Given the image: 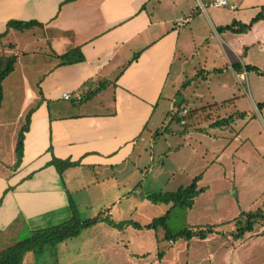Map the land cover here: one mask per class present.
Returning <instances> with one entry per match:
<instances>
[{
	"label": "crops",
	"instance_id": "obj_1",
	"mask_svg": "<svg viewBox=\"0 0 264 264\" xmlns=\"http://www.w3.org/2000/svg\"><path fill=\"white\" fill-rule=\"evenodd\" d=\"M212 1L201 0L206 5ZM230 1L236 8L229 10L238 11V3L246 9L242 15L225 21L211 8H201L199 0H0V34L6 32L11 20L44 25L22 32L11 29L0 38L1 51L10 36L40 31L38 40L34 35L29 40L42 45L41 50L25 51L19 46L23 42L7 44L17 62L3 82L0 108V243H4L5 236L13 240L22 229L33 232L71 220L75 206L69 185L84 188L81 178L85 170L100 168L117 173L120 179L141 171L138 159L142 155L137 149L147 136L151 135V144L155 142L159 127L154 117L163 102L171 101L172 111L174 103L183 100L193 115L192 103H199L202 112L209 106L217 113L230 109L227 107H231V101L219 103L222 100L213 98L211 70H227L245 89L243 78L247 81L249 76L246 66L259 68L243 60L247 48L259 45L264 51L261 20L247 33L223 31L226 48L231 52L224 50L228 62L222 68H206L211 48L207 32L214 31L221 38L220 27L234 21L248 24L244 22L249 19L246 14L251 7L257 8L250 6L255 0ZM77 48L84 62L62 65L59 57ZM136 54L139 56L134 60ZM236 64L240 68H235ZM226 65H230L231 72ZM18 67L21 74L11 79ZM17 81H22L23 86L18 87ZM224 81L217 85L219 90L232 86ZM7 83L21 92L16 101L12 99L17 110L9 115ZM103 84L106 88L99 91ZM219 90L216 92L222 93ZM65 93L72 99L66 100ZM245 93L250 95L248 88ZM208 99H213L211 105L204 104ZM32 109L22 162L15 170L18 134ZM241 113L244 112L222 119L242 118ZM223 153L222 150L214 163L223 165ZM54 157L78 165L60 175L51 165ZM219 174L226 177V169L219 170ZM259 209L264 211V205ZM257 225L261 226L258 230ZM231 245L222 264H264V221ZM248 247L250 253L242 255L240 252ZM31 252L24 254L22 264H30Z\"/></svg>",
	"mask_w": 264,
	"mask_h": 264
},
{
	"label": "rangeland",
	"instance_id": "obj_2",
	"mask_svg": "<svg viewBox=\"0 0 264 264\" xmlns=\"http://www.w3.org/2000/svg\"><path fill=\"white\" fill-rule=\"evenodd\" d=\"M250 4V6L257 5V8L251 7L250 12L246 14L249 19H245L244 22L248 24L259 14L264 0H255ZM211 9L228 21L233 15H242L246 6L238 3L236 12L227 8ZM211 9L208 11L209 15ZM225 32H219L222 39L218 38L214 31L207 32L211 44L207 53L208 70L222 68L228 62L224 53L227 49V39L223 35ZM33 35L38 40L41 32L17 33L16 36H10L8 41H4L5 45L0 51V63L7 57L13 56L7 47L12 41L23 42L19 46L22 50L26 48L25 51L41 50L40 43L35 45L34 41L29 40ZM247 50L243 60L256 66L258 64L259 68H256L260 71L264 70V51L261 52L260 46L256 45ZM228 52L231 54L229 50ZM202 53L203 57L205 51ZM23 62L26 67L29 65L26 58ZM18 68L11 79H16L18 73L21 74ZM229 70L232 71L231 67ZM211 71L212 82L209 86L212 91L215 89L213 98L222 100L219 103L231 101L233 104L227 107L230 108L228 111L217 113V110L209 109L211 108L209 106L202 112L199 103H192L194 117L192 118L191 109L184 106L189 110L185 118L186 124L174 120L170 132H167L161 128L169 125L167 114L171 111L172 102H163L160 111L154 117V123H158L159 135L151 144V135L145 134L150 136H147V140L144 138L137 149V153L142 155L138 159L141 171L132 172L126 178L123 176L120 179L117 173L113 175L111 171L107 173L100 168L96 171L85 170L81 178L84 188L79 190L77 186L70 184L69 189L79 220L86 221L100 213L107 215L110 212V217L115 222L134 220L145 227L155 218L165 215L171 208L170 204H153L147 199L148 195L157 192H175L180 187L190 185L198 175L204 174L205 178L199 187L206 189L195 199L193 208L172 209L167 223L168 229L172 232L186 227L194 229L214 225L217 226L214 235H209L210 237L206 239L194 237L190 241L178 239L171 242L164 239L166 231L163 228L155 230L123 226L115 230L108 224L104 227L96 225L83 230L78 237L60 245L38 247L31 252L32 257L28 259V263L222 264L226 261L228 250L232 249L231 242L237 241L233 238L237 229L234 220L243 212L255 211L264 205V108L259 109V104L264 102V78L259 77L256 71H248L247 81L243 78L245 89L248 88L250 93L247 95L244 87L227 70L222 71L223 73ZM222 78L232 86L226 90H219L217 85L224 80ZM16 84L18 87L23 86L22 81H17ZM5 93L8 103L6 112L8 111V115L13 114L17 109L12 106V99L16 101V97L19 98L21 92L19 93L17 89L13 90L7 83ZM212 100L208 99V103L204 104L211 105ZM237 112H244L246 117H232L229 125H213L214 122ZM190 116L192 119L188 118ZM184 129L188 131L182 133ZM222 150L223 165L214 163ZM223 169H226V177L219 174V170ZM260 227L257 225L256 230ZM29 236L28 229L19 230L13 240L9 239L10 236H5V239L2 238L4 243H0V253ZM249 250L251 247L240 253L246 255L250 253Z\"/></svg>",
	"mask_w": 264,
	"mask_h": 264
},
{
	"label": "trees",
	"instance_id": "obj_3",
	"mask_svg": "<svg viewBox=\"0 0 264 264\" xmlns=\"http://www.w3.org/2000/svg\"><path fill=\"white\" fill-rule=\"evenodd\" d=\"M264 19V6L261 7L259 14L251 20L249 24H243L240 22H232L230 25H226L220 27L218 29L219 32L223 31H231L234 33H246L249 31L253 25L261 20ZM35 27L43 28L44 25L37 21H18V20H11L7 23V30L4 34H0V38L7 35L9 30L13 29L16 31H25L31 30ZM139 54L134 56V60L137 59ZM61 59L62 65H71L76 63L84 62L85 58L82 54L80 48L74 49L62 56L59 57ZM17 62V56L13 55L7 57L0 63V108L2 106L3 101V82L5 79L14 71L15 64ZM235 68H240L237 64L234 65ZM248 71H256L261 76H264V71H260L257 68L246 66ZM221 71V70H216ZM106 88V85L103 84L100 86V90ZM182 105H188L187 102L180 100L179 102L174 103V109L168 114L169 118V125L166 127H162L164 131L170 132V126L175 121L180 123L177 115L181 111L180 107ZM264 108V103L259 104V109ZM34 111L32 109L27 117L26 122L22 126L21 130L18 134L17 145H16V165L14 169L17 170L22 162L23 154H24V136L25 133L29 130L30 122H31V114ZM240 117L244 118V113L239 114ZM194 115L192 114V118ZM232 117L230 116L227 119H221L215 123L214 126H224L229 125L232 121ZM186 118V117H185ZM192 119L191 116L188 117ZM188 129V128H187ZM184 129L182 133L187 132L188 130ZM159 131H157L154 136L156 137ZM51 165L56 168L60 175H63L64 172L72 167L77 166V163H72L70 161H62L57 158H53ZM203 174L198 175L193 179L190 185L186 187H180L175 192H157L152 193L147 196V199L151 201L153 204H170L171 208L166 212L165 215L155 218L150 224L146 225L145 227L141 226L139 223L135 221H124V222H115L111 219L109 215L104 216V214L100 213L93 219H89L86 221L79 220L77 210L73 207V216L72 219L63 223L61 225L33 231L30 232V236L24 240L17 242L14 246L8 248L7 250L0 253V264H22L23 256L27 252H31L38 247L43 246H57L61 243L66 242L67 240L74 239L78 237L81 232L87 228L96 226L100 223H106L112 227L122 228L127 226H133L137 229H155L158 230L159 228L165 229L164 239L173 242V240L184 239L186 241H190L194 237H198L201 239H206L209 235L215 233L217 226H200L195 227L194 229L191 227H186L183 230L172 232L168 229V220L171 217L172 209L179 208L182 210H189L192 209L195 204V199L199 197L204 191L205 188H199L198 184L202 180ZM2 201L0 202L1 205ZM237 225V229L233 234L234 239L239 240L244 238V236L252 232L254 229L255 224L259 221H264V211L261 209H257L256 211L251 212H243L238 218L234 220ZM163 255V254H162Z\"/></svg>",
	"mask_w": 264,
	"mask_h": 264
},
{
	"label": "built area",
	"instance_id": "obj_4",
	"mask_svg": "<svg viewBox=\"0 0 264 264\" xmlns=\"http://www.w3.org/2000/svg\"><path fill=\"white\" fill-rule=\"evenodd\" d=\"M199 6L201 8H203V9H206L208 7V8H228V9L234 10L236 8V6L233 5L230 0H213L208 5L203 4L201 2V0H199ZM63 97L66 100H71L72 99V96L70 94H68V93H65L63 95ZM77 98H80V96H77ZM188 114H189V110L183 106L181 111L177 115V117L180 120L181 124H183V125L186 124L185 117H187Z\"/></svg>",
	"mask_w": 264,
	"mask_h": 264
}]
</instances>
